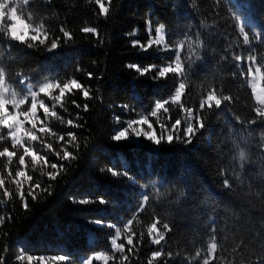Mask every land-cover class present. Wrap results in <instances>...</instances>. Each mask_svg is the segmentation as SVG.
Segmentation results:
<instances>
[{"label": "trees", "instance_id": "obj_1", "mask_svg": "<svg viewBox=\"0 0 264 264\" xmlns=\"http://www.w3.org/2000/svg\"><path fill=\"white\" fill-rule=\"evenodd\" d=\"M103 2L109 8L107 15H100L95 0H30L18 15L31 23V29L43 25L51 38L60 37V46L51 52L38 42L29 48L0 32V68L6 87L19 98L28 95L27 87L37 90L49 80L62 84L71 79L78 80L90 95L85 99L81 90L66 93L63 107L54 109L63 122L50 118L46 124L54 135H43L44 143L33 142V150L45 156L48 165L40 161L34 169L26 157V167L21 169L18 156L23 149L17 150L11 165L0 157V178L5 180L0 188L3 264H42L41 258L44 264H80L91 255L109 251L115 228L123 231L121 243L129 259L122 261L121 255L114 254L107 264H148L156 250L162 251V257L154 264H204L212 242L218 247L209 264H264V121L256 116L258 105L248 76L240 75L241 69L247 73L250 55L264 71V0ZM161 25L170 50L157 45L142 50L139 45L147 44L150 30L154 38L155 28ZM241 26L252 37L249 45L243 43ZM61 27L72 34L71 40L65 42ZM84 27L96 28L97 34L82 32ZM177 50L185 66L183 78L169 74L154 80L155 71L141 76L128 67L154 65L158 69L174 61ZM236 55L243 57L240 68ZM181 79L186 83L183 107L168 104L167 112L153 117L155 103L169 101ZM213 90L231 99L201 112L200 100ZM58 94V89L52 93ZM38 98L52 108V99L43 94ZM30 103L28 99L21 110L26 111ZM189 108L200 115L204 127L191 142H185L183 129L190 121L195 124L186 111ZM37 115L44 120L42 109ZM141 117L148 118L158 136L163 130L157 121L170 131L176 120L181 123L171 143L111 140L128 121ZM69 119L73 125L67 124ZM252 120L257 123L249 124ZM24 127L31 129V124L25 122ZM70 132L76 135L74 144L67 143ZM0 135L4 137L0 151L4 147L13 150L7 130H0ZM177 135L182 139H176ZM65 149L76 159H60ZM240 150L245 153L243 161L238 158ZM50 163L63 164L64 170L52 169ZM16 170L33 177L22 189L27 208L19 196L21 189L13 183ZM50 171L59 172L55 180L49 179ZM33 182L40 188L32 189ZM4 190L11 194L9 198L3 196ZM28 191L37 198L27 196ZM142 193L149 201L141 210ZM81 200L90 202L82 204ZM129 219L133 224L125 233ZM157 220L165 239L154 246L148 229ZM165 223L168 230L163 228ZM133 233L134 247L129 253L127 236ZM56 255L67 260H52Z\"/></svg>", "mask_w": 264, "mask_h": 264}, {"label": "snow or ice", "instance_id": "obj_2", "mask_svg": "<svg viewBox=\"0 0 264 264\" xmlns=\"http://www.w3.org/2000/svg\"><path fill=\"white\" fill-rule=\"evenodd\" d=\"M5 6L3 8H0V32H3V34L11 41H18L20 43H27V46L29 48H32L37 45V42L40 46H44L47 48L49 52L57 49L60 46V37L51 38L48 31L43 27V25L37 26V28L32 29L36 34L30 35V28L31 23H25L23 19H21V15H18V13L23 14L25 11L24 6L30 4V0H4ZM95 3L99 6V13L100 15H107L109 12V8L105 5L103 0H95ZM110 3V0H109ZM30 20V18H29ZM10 21V23H7L6 28L3 27V25ZM19 26V27H18ZM60 31L63 34V37L65 39V42L72 39V34L66 30L65 28L61 27ZM84 33H92L97 34V30L94 27H84L81 29ZM239 32L243 37V43L244 45H249L251 43L252 37L248 34V32L245 31V27L241 26L239 28ZM43 36V38H41ZM149 39L147 41L146 45H139L142 50L147 51L148 48L152 47L153 45L157 46H163L165 49H168L167 44H165V34H164V26L161 25L160 27L155 28V37L152 38L151 36V30L149 32ZM257 39H260V37H256ZM50 41V44L48 43ZM134 46H137L138 42H133ZM170 50V49H168ZM234 59L238 62L237 68H240L239 62L242 61L243 57L240 55H236ZM248 60L252 63L249 64L247 68V73L241 69L240 75L244 76L247 75L248 77H262L264 76V71H262L261 66H256L253 68V64L256 62V57L254 55H250L248 57ZM129 68L135 69L136 72H138L141 76H144L152 71H155V76L153 77L154 80L160 79V78H167L169 74L175 75L178 78H183L185 75V66L181 61V54L179 50L176 51L175 60L171 63L167 64L166 66H161L158 69H156V66L152 65L149 67L141 68L136 64H129ZM89 78H91L92 74L89 73ZM21 84H25L24 80L20 81ZM249 83H252L251 80H249ZM186 83L183 79H181V82L179 83L178 87L175 88L174 95L171 97V102L173 104H179L181 107H183V104L181 102L182 96L185 93ZM58 89L59 94L58 95H52L53 91ZM73 90H81L82 95L85 99H89V90L84 88L83 85L78 82L76 79H71L67 82L60 83L57 81L49 80V82L41 83L37 90H33L32 87H27V93L28 95L23 96L22 98H19L17 94L14 91H10L8 87L5 85V73L2 68H0V130L7 129V136L11 140V148L13 150H9L8 147H4L2 151H0V157H6L8 164L11 165L14 163V157H17V150L23 149V154L18 156V163L21 166V169L26 167V157L31 158V164L33 168L35 169V166L40 161H44L45 165L49 164V161H47L46 157L43 155H40L37 151L33 150V142H41L44 143L42 140V136L46 134H53L51 132V128L46 124V121H48L50 118H55L57 120H61L63 122L62 117H60L57 112L54 110L57 105H60L63 107V99L66 97V93H73ZM253 93L255 94V99L257 103V107H255V113L260 120L264 121V88H260L259 91H257V88L255 85H253L252 88ZM43 94L46 97H49L54 101V104L52 105V108L50 109L49 106L44 102L42 99H38V96L40 94ZM29 96L31 98L30 106L27 108V110H21L22 106L26 104V102L29 99ZM231 98L229 96H220L216 94V92L209 91L207 96L200 100L199 108L202 111L205 110V107L207 106L208 110H211L213 107L219 108L222 104V101H229ZM73 104H76V101H72ZM169 103L168 100L163 101H157L155 103V108L151 112L152 116L157 115V111L160 109H163L165 112L168 111V109L165 107ZM9 105H11L12 111H9ZM79 107V105H76ZM84 110H88V105L85 104ZM127 107V106H125ZM38 109H42L44 113V120L41 121L40 117L37 115ZM191 118L195 120V124L191 121L188 122L187 127L183 129L184 137H187V140L185 142H191V138L196 135V132L199 130V128L204 127V123L200 118L199 114H193V110L191 108L186 110ZM23 117L24 119L21 120L20 117ZM27 121L29 124H31V129H25L24 123ZM40 124L41 126L37 128V124ZM157 123L160 124V128L163 130L161 135L156 134V130L153 128V124L149 122L147 117H141L138 120H130L127 123L126 127H123L121 130H118L115 132L114 135L111 136V140L115 142H120L123 140H127L131 136H135L137 138L143 136L148 141H151L155 145H160L162 141H167L168 143H171L174 139L173 132L178 131V126L180 125L181 121L176 120L174 124L171 126V131L166 128V126L160 122L157 121ZM257 123L256 120L249 121V124H255ZM68 125H73V121L69 119L67 121ZM134 125L140 126V125H147V128L149 130H144L142 127H134ZM80 126V125H76ZM35 130V131H34ZM38 133L40 135H38ZM69 140L67 141L68 144H74L76 141V135L74 133H68ZM176 139H182L179 135L175 137ZM3 135H0V140H3ZM60 140H64V137H59ZM27 145V146H26ZM78 147V145H75ZM45 147L47 149H51L50 144H45ZM59 155V154H57ZM245 157V155H244ZM241 159V161L244 160ZM60 159L69 161L76 159L75 155L71 151L63 150V155L60 157ZM50 167L52 169H59L60 171L64 170L63 164H57V163H50ZM111 171V169H109ZM59 172H48L47 175L50 180H55ZM11 175V173H9ZM112 175L116 176L117 172L112 171ZM19 178H23L22 180ZM33 181V177L31 175L26 174L24 170H16L15 175L13 178V183L16 184L17 189H21L19 191V196L22 201H24V207L27 208L28 204L25 200V193L22 190L23 184ZM5 180L3 178H0V188H4ZM224 186L226 188L230 187L229 181L227 179L224 180ZM30 187L32 189H39L40 184L33 182ZM46 191V189H45ZM10 193L8 190H4L3 196L5 198L10 197ZM27 196H31L32 199H36V195L33 191H28ZM143 199L140 202L139 208L142 210L145 207L146 202L149 201V196L147 194H143ZM82 204H87L90 201L87 200H81L79 201ZM100 203H105L104 200H100ZM134 219V218H133ZM133 219H129L127 221V224L124 225V228L128 230L129 226L133 224ZM4 223V217L0 216V224ZM96 223H100V221H96ZM157 223L159 221L157 220L156 223H153L151 227L148 229V235L152 237L151 243L154 245H160L161 241L165 239V233L163 231H160L157 228ZM163 228L165 230L169 229V225L167 223L163 224ZM133 234L127 236V244L131 247L128 248V252L132 253L133 251ZM121 236V231L119 228H116V235L111 240V247L113 253H120L122 261H126L129 259L128 255H124L125 251V245L123 243H117V239ZM214 239V238H213ZM217 243L212 242L208 245V259L204 260V264H209V260L213 257V254L217 251ZM162 257V251L156 250L151 252V259L148 260V264H154V261L157 260V258ZM113 259L114 257H108V256H97L96 259ZM18 259H23V256L18 257ZM29 261H32L33 257L28 256L27 258ZM42 259V258H41ZM54 261H66L67 257L64 255H56L51 258ZM0 264H3L2 258H0ZM83 264H91V258L84 260Z\"/></svg>", "mask_w": 264, "mask_h": 264}, {"label": "rangeland", "instance_id": "obj_3", "mask_svg": "<svg viewBox=\"0 0 264 264\" xmlns=\"http://www.w3.org/2000/svg\"><path fill=\"white\" fill-rule=\"evenodd\" d=\"M240 22H241V24H242V21H240ZM18 27H19V26H18ZM29 34H30V35H35L36 33H35L34 31H32V29L30 28V32H29ZM161 47H163V46H161ZM165 66H166V65H165ZM255 67H256V66L253 64V68H255ZM249 80H251L252 83H249ZM248 85H249V88H250V90H251V92H252V94H253V96H254V99H255V94L253 93L252 88H253V85H255L256 88H257V91H259V89H260V88H259V85L261 86V77H248ZM261 88H262V87H261ZM41 94H42V93H41ZM29 99H30V102H31V98H30V96H29ZM38 99H39V98H38ZM255 102H256V99H255ZM168 104H170V105H172V106H174V107L178 105V104H173V103L171 102V98H170ZM168 104H167V105H168ZM167 105H166V106H167ZM166 106H165V107H166ZM8 107H9V111H12L11 105H9ZM161 111H164V110H163V109L158 110V111H157V115H156V116H153V117L157 118L158 115H159V113H160ZM37 113H38V112H37ZM20 119L23 120L24 118L21 116ZM25 122H27V121H25ZM126 126H127V124H126L125 126H123V127H126ZM159 126H160V125H159ZM123 127H122V128H123ZM134 127H142V128H143L144 130H146V131L149 130V129L147 128V125H140V126L134 125ZM122 128H120V129H118V130H121ZM6 130H7V129H6ZM118 130H117V131H118ZM7 131H8V130H7ZM123 141L134 142V143H136V144H140V143H142V141H147V139H146L145 137H143V136L137 138V137H135V136H131V134H130V138L127 139V140H123ZM120 231H121V236L117 239V243H121V242L124 240L123 231H122V230H120ZM124 232L127 233L128 230H126V229L124 228ZM115 235H116V228H115V232H114V234H113L111 240L115 237ZM111 240H110L109 251H108V252H100V253H97V254L91 255V256H89L88 258L84 259V260H87V259L91 258V264H94V263H96V264H107V263L110 261V259L105 260V259L101 258V259L97 260L96 257H97V256H108V257H111V256L114 255V254L121 255V254L118 253V252H117V253H113V251H112V247H111ZM151 240H152V237H151ZM161 242H162V241H161ZM152 245H154V244H152ZM154 246H159V245H154ZM84 260H82V262H81L80 264H83ZM40 262H41L42 264L46 263V261H45L44 259H41Z\"/></svg>", "mask_w": 264, "mask_h": 264}, {"label": "clouds", "instance_id": "obj_4", "mask_svg": "<svg viewBox=\"0 0 264 264\" xmlns=\"http://www.w3.org/2000/svg\"><path fill=\"white\" fill-rule=\"evenodd\" d=\"M4 6H5V2H4V0H0V8H3ZM0 14H2V13H0ZM244 155H245V153H244L243 150H240V151L238 152V158H239L240 160L243 159Z\"/></svg>", "mask_w": 264, "mask_h": 264}, {"label": "bare ground", "instance_id": "obj_5", "mask_svg": "<svg viewBox=\"0 0 264 264\" xmlns=\"http://www.w3.org/2000/svg\"><path fill=\"white\" fill-rule=\"evenodd\" d=\"M259 88H261V86L259 85Z\"/></svg>", "mask_w": 264, "mask_h": 264}]
</instances>
